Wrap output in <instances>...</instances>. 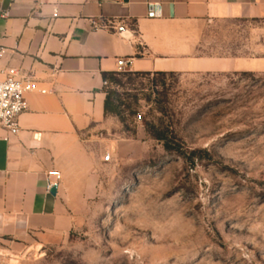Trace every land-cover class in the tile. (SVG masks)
Listing matches in <instances>:
<instances>
[{"label": "rangeland", "instance_id": "rangeland-1", "mask_svg": "<svg viewBox=\"0 0 264 264\" xmlns=\"http://www.w3.org/2000/svg\"><path fill=\"white\" fill-rule=\"evenodd\" d=\"M205 39L203 55L254 66L112 75V110L70 177V229L44 245L0 238V264H264V21Z\"/></svg>", "mask_w": 264, "mask_h": 264}, {"label": "crops", "instance_id": "crops-1", "mask_svg": "<svg viewBox=\"0 0 264 264\" xmlns=\"http://www.w3.org/2000/svg\"><path fill=\"white\" fill-rule=\"evenodd\" d=\"M0 13L2 69L48 91L26 97L19 135L6 141L0 128V238L44 245L72 225L70 177L80 175L82 135L105 122L104 75L120 59L131 73L250 69L251 60L200 49L215 23L264 21V0H0ZM52 172L56 196L46 191Z\"/></svg>", "mask_w": 264, "mask_h": 264}, {"label": "built area", "instance_id": "built-area-1", "mask_svg": "<svg viewBox=\"0 0 264 264\" xmlns=\"http://www.w3.org/2000/svg\"><path fill=\"white\" fill-rule=\"evenodd\" d=\"M120 3L123 0H118ZM150 14L152 16H158L159 5H150ZM8 16V13H0V19H4ZM5 50L0 45V128L7 133L6 141H9L10 136H17L20 133L19 117L26 111L27 103L26 97L31 93H40L46 95L48 91L41 89L38 83L26 77H20L16 71H5L2 69V62L4 58ZM117 73H129L131 69L126 60L120 59L117 62ZM104 87L108 88V81L104 82ZM42 134L34 133L33 140L37 143L41 141ZM112 160L111 154H107L105 161ZM61 181V175L58 172H52L48 176V182L46 185V191L51 192L54 187H58Z\"/></svg>", "mask_w": 264, "mask_h": 264}, {"label": "trees", "instance_id": "trees-1", "mask_svg": "<svg viewBox=\"0 0 264 264\" xmlns=\"http://www.w3.org/2000/svg\"><path fill=\"white\" fill-rule=\"evenodd\" d=\"M131 73V72H129ZM117 73H111V74H105L104 75V79L106 81H108V79L112 76V75H115ZM120 74V73H119ZM135 74H146V75H149L151 73H135ZM155 75H158V76H162V77H165V76H168V75H173L174 73H154ZM112 110V103H111V100H110V95L109 94H106V100H105V116L111 112Z\"/></svg>", "mask_w": 264, "mask_h": 264}, {"label": "water", "instance_id": "water-1", "mask_svg": "<svg viewBox=\"0 0 264 264\" xmlns=\"http://www.w3.org/2000/svg\"><path fill=\"white\" fill-rule=\"evenodd\" d=\"M57 191H58V187H54V188L51 190L50 193H51L53 196H56Z\"/></svg>", "mask_w": 264, "mask_h": 264}]
</instances>
